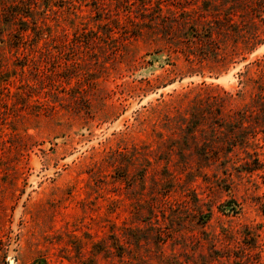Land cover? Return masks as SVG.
<instances>
[{
	"label": "rangeland",
	"instance_id": "1",
	"mask_svg": "<svg viewBox=\"0 0 264 264\" xmlns=\"http://www.w3.org/2000/svg\"><path fill=\"white\" fill-rule=\"evenodd\" d=\"M11 262L264 264V0H0Z\"/></svg>",
	"mask_w": 264,
	"mask_h": 264
},
{
	"label": "trees",
	"instance_id": "2",
	"mask_svg": "<svg viewBox=\"0 0 264 264\" xmlns=\"http://www.w3.org/2000/svg\"><path fill=\"white\" fill-rule=\"evenodd\" d=\"M22 30H25L24 28ZM20 37L22 38V35H20ZM207 218V217H206ZM205 222V221H204Z\"/></svg>",
	"mask_w": 264,
	"mask_h": 264
},
{
	"label": "bare ground",
	"instance_id": "3",
	"mask_svg": "<svg viewBox=\"0 0 264 264\" xmlns=\"http://www.w3.org/2000/svg\"><path fill=\"white\" fill-rule=\"evenodd\" d=\"M11 264H12V262H11Z\"/></svg>",
	"mask_w": 264,
	"mask_h": 264
}]
</instances>
